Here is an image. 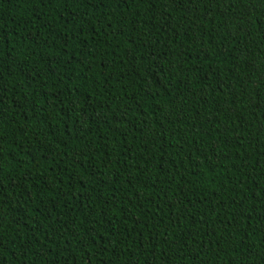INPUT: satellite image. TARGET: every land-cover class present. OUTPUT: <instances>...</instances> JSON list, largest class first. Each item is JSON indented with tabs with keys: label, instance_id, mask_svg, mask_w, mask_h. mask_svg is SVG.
I'll return each mask as SVG.
<instances>
[{
	"label": "trees",
	"instance_id": "1",
	"mask_svg": "<svg viewBox=\"0 0 264 264\" xmlns=\"http://www.w3.org/2000/svg\"><path fill=\"white\" fill-rule=\"evenodd\" d=\"M0 264H264V0H0Z\"/></svg>",
	"mask_w": 264,
	"mask_h": 264
}]
</instances>
